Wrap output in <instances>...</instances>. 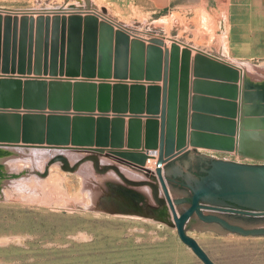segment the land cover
I'll return each instance as SVG.
<instances>
[{"label":"water","instance_id":"water-1","mask_svg":"<svg viewBox=\"0 0 264 264\" xmlns=\"http://www.w3.org/2000/svg\"><path fill=\"white\" fill-rule=\"evenodd\" d=\"M69 22L76 38L68 39L66 46L68 54L76 59V65L67 75H80L82 79L47 82L1 78L0 144H46L50 147L71 144L95 152L106 151L117 159L141 166L148 155L157 152L154 171L164 194L162 202L167 203L171 214L173 222L170 226L202 264L216 263L188 234L187 225L194 219L217 224L228 232L243 236H264V227H243L218 214L228 212L242 218L264 217V163L207 159L202 162L201 176L187 170L181 173L182 186L186 190L176 198L171 196L164 176L167 164L184 154L189 146L235 150L264 160V117L245 116L242 104L237 109L236 100L241 102L243 94L239 69L208 59L213 80L195 79L193 89L197 92L203 84L215 87L223 86V80L231 82L225 85L231 88V92L228 100L223 102L228 108L222 118L189 113L191 50L188 47L180 49L173 41L168 48L159 37L129 39L121 30L115 31L110 23L98 21L95 16L84 18L81 39L80 17L72 16ZM159 47H164L163 52ZM195 58L198 61L202 54ZM194 68L196 77H199L200 67L196 65ZM95 77L101 80H91ZM127 77L150 83L106 81ZM156 81H161V86L154 83ZM199 98L193 97L192 109L195 111ZM20 111L24 114L20 115ZM109 112H112L111 118ZM125 116L130 118L128 149H122ZM141 117L146 118L143 145ZM252 136L257 139L251 141ZM137 148L146 151L134 150ZM180 205H184L182 209L177 208Z\"/></svg>","mask_w":264,"mask_h":264},{"label":"rangeland","instance_id":"rangeland-1","mask_svg":"<svg viewBox=\"0 0 264 264\" xmlns=\"http://www.w3.org/2000/svg\"><path fill=\"white\" fill-rule=\"evenodd\" d=\"M106 2L0 0V79H82L67 75L76 65L66 46L68 39L76 38L69 22L72 16L81 19V39L86 16L107 21L129 39L176 34L171 23L162 25L155 18L128 23L102 15ZM241 66L244 115L264 117V62ZM256 139L251 137V141ZM194 149L189 146L175 161L195 175L197 153L204 155L200 156L203 163L217 158L264 163L235 150ZM114 159L71 144H0V264H202L175 229L149 219L112 215L107 199L113 186L109 180L115 177L102 171ZM117 182L125 189L120 178ZM174 186L179 192L169 186L171 196H182L186 189ZM161 214L171 217L168 207ZM223 217L247 228L264 227V217ZM187 232L216 264H264V236H243L195 219Z\"/></svg>","mask_w":264,"mask_h":264},{"label":"crops","instance_id":"crops-1","mask_svg":"<svg viewBox=\"0 0 264 264\" xmlns=\"http://www.w3.org/2000/svg\"><path fill=\"white\" fill-rule=\"evenodd\" d=\"M103 11L102 15L122 22L130 23L155 18V21L162 25L171 23L176 34L170 36L166 33L161 34L160 37L164 43L170 48V44L174 41L179 44L180 49L188 47L191 50L189 113L198 112L202 115L222 118L223 112L228 108L223 102L228 100V93L231 90L222 86L220 80H215L219 81L220 85L218 86L211 87L203 84L197 92L193 89V80L195 79L213 80L210 72L212 67L209 65L208 59L236 67L242 78L244 73L241 64L264 62V0H107ZM147 44L145 41V45ZM160 49L163 52L164 47ZM199 53L202 54V58L197 61L195 56ZM178 60L180 64V58ZM162 62L163 59L161 64ZM196 65L200 67L199 77L195 75L194 67ZM223 75H226L225 71H223ZM91 80L98 82L101 79L92 78ZM106 81L110 83L122 81L127 84L140 82L145 85L150 83L146 80H131L128 77L125 79L109 78ZM154 83L161 86V81ZM225 83L223 82L224 85ZM194 96L200 97L197 100V111L192 109ZM211 99L215 101H210ZM236 101L239 110L241 102L239 99ZM109 113L108 117L111 118L112 112ZM129 119L127 116L124 117V147L122 149H128L126 142ZM140 121L143 145L146 118L141 117ZM189 123L190 119H188ZM134 150L146 151L143 148ZM201 150L198 147L194 149L196 152H201ZM97 153L101 154V152ZM106 153L109 156H114L106 151L102 154ZM197 155L198 165H201L202 161L199 158L204 155L199 153ZM167 165L166 173H164L167 185L169 184L173 190L179 192L174 186V179H181L180 175L185 169L176 161ZM102 172L110 177H115L114 180H109L113 186L108 191L107 199L108 209L114 210L112 215L149 219L175 229L170 226V223L173 222L172 218L161 214L168 205L162 202L164 194L154 170L145 164L141 166L134 162L115 158L109 161L107 167H103ZM119 178L128 187L125 186V189H121L117 182ZM157 210H160V213Z\"/></svg>","mask_w":264,"mask_h":264},{"label":"flooded vegetation","instance_id":"flooded-vegetation-1","mask_svg":"<svg viewBox=\"0 0 264 264\" xmlns=\"http://www.w3.org/2000/svg\"><path fill=\"white\" fill-rule=\"evenodd\" d=\"M203 166H204L203 163L201 165L200 164L197 165V168H198V170L196 172L197 176H201L203 174V172L201 171V167H203ZM174 180H175L174 184H176V185H178L180 187L182 186L183 181L180 178H175ZM218 214H220L221 216H223V214H230V215H233V216H237V214H235V213H228V212H218Z\"/></svg>","mask_w":264,"mask_h":264},{"label":"built area","instance_id":"built-area-1","mask_svg":"<svg viewBox=\"0 0 264 264\" xmlns=\"http://www.w3.org/2000/svg\"><path fill=\"white\" fill-rule=\"evenodd\" d=\"M155 153H153V155ZM153 155L152 154L148 155V157L145 161V165L148 166L150 169L155 170V168H156V157H154Z\"/></svg>","mask_w":264,"mask_h":264},{"label":"bare ground","instance_id":"bare-ground-1","mask_svg":"<svg viewBox=\"0 0 264 264\" xmlns=\"http://www.w3.org/2000/svg\"><path fill=\"white\" fill-rule=\"evenodd\" d=\"M238 121H239V119H237V123H238ZM152 155H153V153H152ZM156 155H157V152L153 156L156 157Z\"/></svg>","mask_w":264,"mask_h":264}]
</instances>
